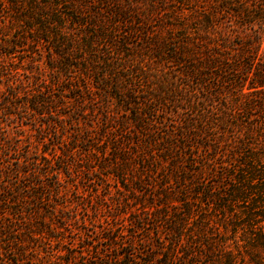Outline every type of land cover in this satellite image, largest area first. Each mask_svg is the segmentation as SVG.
<instances>
[{"label": "trees", "instance_id": "16d2710c", "mask_svg": "<svg viewBox=\"0 0 264 264\" xmlns=\"http://www.w3.org/2000/svg\"><path fill=\"white\" fill-rule=\"evenodd\" d=\"M0 264H264V0H0Z\"/></svg>", "mask_w": 264, "mask_h": 264}, {"label": "rangeland", "instance_id": "374dc122", "mask_svg": "<svg viewBox=\"0 0 264 264\" xmlns=\"http://www.w3.org/2000/svg\"><path fill=\"white\" fill-rule=\"evenodd\" d=\"M23 138L25 139L26 142L31 144V147L34 148H41L40 145H38L35 141L34 138V131H31L29 129H26L24 132H22ZM94 201H97L95 198Z\"/></svg>", "mask_w": 264, "mask_h": 264}]
</instances>
